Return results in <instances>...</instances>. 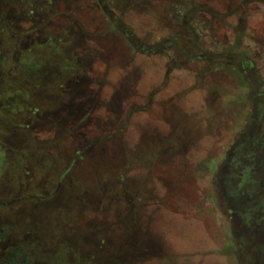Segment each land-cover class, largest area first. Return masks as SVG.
Masks as SVG:
<instances>
[{"label": "rangeland", "instance_id": "1", "mask_svg": "<svg viewBox=\"0 0 264 264\" xmlns=\"http://www.w3.org/2000/svg\"><path fill=\"white\" fill-rule=\"evenodd\" d=\"M260 143L264 0H0V228L264 264Z\"/></svg>", "mask_w": 264, "mask_h": 264}, {"label": "flooded vegetation", "instance_id": "2", "mask_svg": "<svg viewBox=\"0 0 264 264\" xmlns=\"http://www.w3.org/2000/svg\"><path fill=\"white\" fill-rule=\"evenodd\" d=\"M258 146L264 148L261 143ZM34 198L39 200L40 196ZM40 200L45 203L50 197H41ZM61 218L62 216L53 209L42 210L39 236L31 231L24 234L18 228L15 231L0 228V264H139L141 262V248L136 246L132 248V244L125 240V227L119 228L117 244L109 243L112 240L108 233L110 226L99 227L98 233H102L103 239L108 241L106 245H102V250L97 246L94 251L92 245L86 247V244H90L87 241L88 234L94 233L86 231V226L79 227L77 224L73 227L74 231L61 233V227L57 226ZM49 227L53 228V231H50ZM79 228H81L80 232H78Z\"/></svg>", "mask_w": 264, "mask_h": 264}, {"label": "trees", "instance_id": "3", "mask_svg": "<svg viewBox=\"0 0 264 264\" xmlns=\"http://www.w3.org/2000/svg\"><path fill=\"white\" fill-rule=\"evenodd\" d=\"M200 44L203 46L204 42L201 41Z\"/></svg>", "mask_w": 264, "mask_h": 264}]
</instances>
